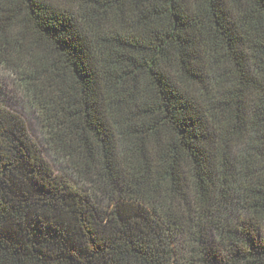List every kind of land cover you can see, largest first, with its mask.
<instances>
[{"label": "trees", "instance_id": "1", "mask_svg": "<svg viewBox=\"0 0 264 264\" xmlns=\"http://www.w3.org/2000/svg\"><path fill=\"white\" fill-rule=\"evenodd\" d=\"M0 264H264V0H0Z\"/></svg>", "mask_w": 264, "mask_h": 264}, {"label": "rangeland", "instance_id": "2", "mask_svg": "<svg viewBox=\"0 0 264 264\" xmlns=\"http://www.w3.org/2000/svg\"><path fill=\"white\" fill-rule=\"evenodd\" d=\"M7 107L24 118L30 135L40 146L47 160L52 163L51 158L48 156L44 149L43 141L41 138L42 134L37 124L35 113L32 112L21 100H18L17 97H14V100H10ZM54 168L56 169L55 166Z\"/></svg>", "mask_w": 264, "mask_h": 264}]
</instances>
